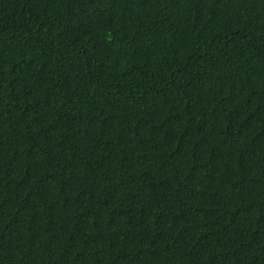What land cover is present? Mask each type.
Wrapping results in <instances>:
<instances>
[{"label": "trees", "instance_id": "16d2710c", "mask_svg": "<svg viewBox=\"0 0 264 264\" xmlns=\"http://www.w3.org/2000/svg\"><path fill=\"white\" fill-rule=\"evenodd\" d=\"M0 264H264V0H0Z\"/></svg>", "mask_w": 264, "mask_h": 264}]
</instances>
